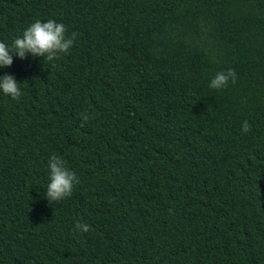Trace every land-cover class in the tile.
<instances>
[{
    "label": "trees",
    "instance_id": "obj_1",
    "mask_svg": "<svg viewBox=\"0 0 264 264\" xmlns=\"http://www.w3.org/2000/svg\"><path fill=\"white\" fill-rule=\"evenodd\" d=\"M50 19L68 53L0 67V264H264V0H0V41Z\"/></svg>",
    "mask_w": 264,
    "mask_h": 264
},
{
    "label": "clouds",
    "instance_id": "obj_2",
    "mask_svg": "<svg viewBox=\"0 0 264 264\" xmlns=\"http://www.w3.org/2000/svg\"><path fill=\"white\" fill-rule=\"evenodd\" d=\"M77 33L73 32L71 36L67 35V28L63 23L55 20L42 22L40 20L32 23L26 28L21 37H17L11 46L0 41V67H10L13 64V54L21 59H26L28 54L33 57H44L48 61H54L59 58V54L68 53L73 47ZM237 74L234 69L227 72H218L210 81L209 87L212 89H222L228 86L229 81H236ZM20 83L13 75L5 74L0 76V91L4 95L10 96L14 100H19L22 96ZM82 124L86 123L90 117L87 113H82ZM251 130L248 121H244L242 131L247 133ZM50 181L47 185L45 195L50 203L59 202L70 197L73 194L75 185L79 183V178L75 172L69 170L65 161L57 155H52L49 159ZM77 230L88 232L90 226L77 221L75 224Z\"/></svg>",
    "mask_w": 264,
    "mask_h": 264
}]
</instances>
